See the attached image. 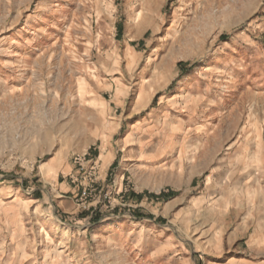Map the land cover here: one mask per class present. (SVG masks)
<instances>
[{
	"label": "rangeland",
	"instance_id": "rangeland-1",
	"mask_svg": "<svg viewBox=\"0 0 264 264\" xmlns=\"http://www.w3.org/2000/svg\"><path fill=\"white\" fill-rule=\"evenodd\" d=\"M0 264H264V0H0Z\"/></svg>",
	"mask_w": 264,
	"mask_h": 264
}]
</instances>
